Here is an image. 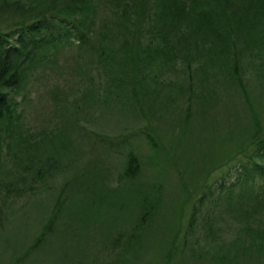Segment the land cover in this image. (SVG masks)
Listing matches in <instances>:
<instances>
[{
	"label": "rangeland",
	"instance_id": "1",
	"mask_svg": "<svg viewBox=\"0 0 264 264\" xmlns=\"http://www.w3.org/2000/svg\"><path fill=\"white\" fill-rule=\"evenodd\" d=\"M115 10L98 3L93 18L95 41L104 33L111 50L125 45L123 37L134 30L125 20L118 23ZM127 51L125 46L113 53V60L124 58ZM64 54L47 71L40 65L26 89L16 92L18 100L22 97L17 113L25 138L37 142V148L15 151L29 165L20 170L21 179L14 160L1 159L0 264H264V248L257 253L240 244L264 231V173L250 171L246 161L253 133H264V65L257 72L254 66H240L242 74L248 72L245 87L236 91L221 73L214 75L208 66L198 70L199 64L192 62L196 89L190 103L171 93L170 104H148L146 113L143 104L130 103L120 84L106 80L104 89L92 88L87 76L94 74V53L84 54L85 79L73 70V60L63 63L68 52ZM183 59L181 54L171 64L172 58L165 59L161 69L148 61L146 78L139 65L134 70L142 77L139 86L164 91L162 83L171 79L185 88ZM203 94L206 102L199 98ZM139 128L155 135L156 150L137 134ZM95 134L132 136L120 145L123 149L118 145V152L106 153L98 152L91 139ZM129 154L139 164L138 173L125 177ZM32 158H41L49 175L35 179ZM241 169L245 175H239ZM205 180L211 189L217 183L237 185L231 191L216 188L199 212H193L198 193L189 194ZM202 192L207 193L206 187ZM156 197L155 213L139 225L144 198ZM62 205L66 209L53 214L50 232L40 241L50 211ZM246 217L252 218L248 228ZM250 227L249 236L245 230Z\"/></svg>",
	"mask_w": 264,
	"mask_h": 264
},
{
	"label": "trees",
	"instance_id": "2",
	"mask_svg": "<svg viewBox=\"0 0 264 264\" xmlns=\"http://www.w3.org/2000/svg\"><path fill=\"white\" fill-rule=\"evenodd\" d=\"M98 3L104 6L112 5L116 9L114 14L118 16L119 24L125 20L130 29L134 26V30L122 39L125 45L118 49L111 50V46L107 47L108 41L104 33L95 41L98 30L93 18L96 17ZM125 46L128 47L126 56L113 60L112 54L124 51ZM82 51H87L84 54L89 52L97 56L96 65L93 67L94 74L91 71L87 76L92 88L98 85L104 89L101 86L106 80L110 81L107 82L110 85L120 84L130 103L143 104L146 113L148 104H170L174 99L171 93L181 94L187 98L186 104L190 103L193 90L195 92L196 89L193 86L192 62L199 64L195 67L198 70L208 66L214 75L221 73L226 82L236 86L238 91V87L240 90L245 87L244 80L248 72L247 70L242 74L238 70L239 67L254 66L257 72V67L264 65V0H0V173L1 159L5 156L14 160L13 165L20 175L18 179H21L23 176L20 170H26L29 165L24 166L15 151L24 149L27 152L30 148H37V142L25 138L20 115L17 113L22 97L18 100L16 92L21 93L26 89L29 77L38 73L40 65L47 67L45 71L54 67L61 53L68 52L63 63L73 60V70L79 78L85 79L84 71L88 63L84 60ZM140 53L147 56L141 57ZM176 53L186 59H183V67L187 71L185 88L174 85L171 79H167L168 83H162L164 91H147L148 84L143 85L144 88L139 86L142 77L140 74L136 77L134 73L139 65L146 78L147 70L143 71V68L148 61L154 63L157 69H161L165 59L172 58L168 64L174 62L178 56ZM120 65L123 69L119 68ZM111 66L116 67V72L110 71ZM100 68L106 69L103 72L95 71ZM65 69L69 70L66 67ZM156 80L155 74L152 82L154 86ZM74 87L71 85L69 88L73 90L76 88ZM50 95H53V91H50ZM204 97V94L199 97L202 102L207 101ZM96 100L100 101L101 96ZM187 109L188 105L184 107V111ZM137 134L157 149L155 135L147 132L145 128H139ZM127 136L132 135L113 137L95 134L91 139L94 140V145L99 147L98 152L103 150L107 153L118 152L119 147L123 149L120 145L126 144ZM114 139H118L117 144ZM249 144L251 149L246 155V161L250 171L264 173V133L260 136L253 133ZM91 148L95 149V146ZM36 159H30L35 169L33 177L36 179L49 175V170L41 165V158ZM138 165L135 156L129 154L127 173L124 176H135L138 173ZM238 173L241 175L242 169ZM245 173L243 171L242 175ZM206 181L199 188L191 189L196 192H190L189 196L198 193L196 201L193 202V212H199L205 202L203 199L214 196L216 188L217 192L231 191L237 185L234 182L217 183L218 186L211 189L213 187ZM203 187H206V194L202 192ZM98 197L99 195L95 201ZM156 199L158 198L151 201L144 198L140 205V215L143 218L138 220L139 225L147 222L155 213V206H158L154 203ZM60 208L66 209L65 205H62L50 211L47 223L39 232L40 241L50 232L52 221L55 220L53 214ZM244 220L248 228L252 218L246 217ZM246 231L250 236L251 227ZM258 232L262 236L241 239L240 244L252 248L253 252L261 253L264 248V231ZM238 247L239 243L235 249ZM215 256L212 254L211 259ZM170 260L167 258V261Z\"/></svg>",
	"mask_w": 264,
	"mask_h": 264
}]
</instances>
